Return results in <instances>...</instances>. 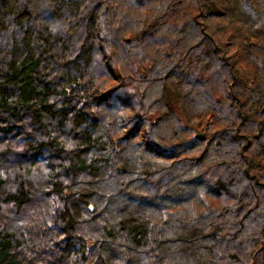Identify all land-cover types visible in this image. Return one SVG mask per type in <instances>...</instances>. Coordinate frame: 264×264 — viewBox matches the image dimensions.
I'll return each mask as SVG.
<instances>
[{
    "label": "trees",
    "instance_id": "obj_1",
    "mask_svg": "<svg viewBox=\"0 0 264 264\" xmlns=\"http://www.w3.org/2000/svg\"><path fill=\"white\" fill-rule=\"evenodd\" d=\"M0 264H264V0H0Z\"/></svg>",
    "mask_w": 264,
    "mask_h": 264
},
{
    "label": "water",
    "instance_id": "obj_2",
    "mask_svg": "<svg viewBox=\"0 0 264 264\" xmlns=\"http://www.w3.org/2000/svg\"><path fill=\"white\" fill-rule=\"evenodd\" d=\"M200 138H204V133L203 132H200Z\"/></svg>",
    "mask_w": 264,
    "mask_h": 264
},
{
    "label": "rangeland",
    "instance_id": "obj_3",
    "mask_svg": "<svg viewBox=\"0 0 264 264\" xmlns=\"http://www.w3.org/2000/svg\"><path fill=\"white\" fill-rule=\"evenodd\" d=\"M173 102V100L171 99V103ZM201 131H199V133H200Z\"/></svg>",
    "mask_w": 264,
    "mask_h": 264
},
{
    "label": "bare ground",
    "instance_id": "obj_4",
    "mask_svg": "<svg viewBox=\"0 0 264 264\" xmlns=\"http://www.w3.org/2000/svg\"><path fill=\"white\" fill-rule=\"evenodd\" d=\"M202 132V131H201Z\"/></svg>",
    "mask_w": 264,
    "mask_h": 264
}]
</instances>
